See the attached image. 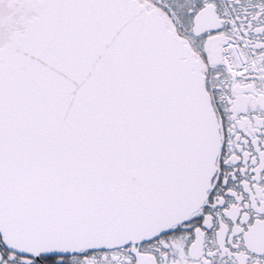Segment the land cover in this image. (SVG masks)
<instances>
[{
	"label": "snow or ice",
	"instance_id": "6c2138e0",
	"mask_svg": "<svg viewBox=\"0 0 264 264\" xmlns=\"http://www.w3.org/2000/svg\"><path fill=\"white\" fill-rule=\"evenodd\" d=\"M0 264H264V0H0Z\"/></svg>",
	"mask_w": 264,
	"mask_h": 264
}]
</instances>
